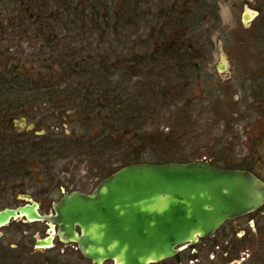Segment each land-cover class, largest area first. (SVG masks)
<instances>
[{
    "label": "rangeland",
    "instance_id": "obj_1",
    "mask_svg": "<svg viewBox=\"0 0 264 264\" xmlns=\"http://www.w3.org/2000/svg\"><path fill=\"white\" fill-rule=\"evenodd\" d=\"M42 1L45 7L43 10L48 11V16L55 12L52 14L55 16L52 19L49 16L50 19L45 23L44 32L42 30L44 24L37 22L34 24V21L23 20V28L7 27L6 34L0 38V77L11 78V80L5 81L2 86L0 82V100L2 102L11 103L15 113L23 112V107L28 106L30 118L26 119L39 122V124L41 122L45 127L49 125L48 123L53 124L54 128L59 125L64 126V128L58 127L60 129L58 135L61 136V139L66 136H78L81 141L83 138L86 143L89 141V137H92L90 135L94 134L92 127L86 126V124L82 125V121L76 114H64L65 118L56 119L47 117L55 108L52 110L51 104H46L48 100L43 103L41 99L43 95H47L46 93L51 95L50 92L54 91V96L62 99L54 100V104H61L67 109L74 106L73 102L78 101L75 100L77 98L72 99L73 97L86 96L85 93L89 91L77 90L79 85L86 84V87L87 85H98L97 89L107 90L109 87V92L116 94L120 100L127 101L128 108L123 110V114L127 120L126 128H124L128 129L129 148H138L139 144H145L155 132H167L172 128H177L175 121L178 119L180 113L178 106L182 101L179 100L180 102L177 104L161 106L157 99L152 97L151 89L141 92L142 85L137 81L147 72L144 71L142 75L138 74V77L131 76L128 64L124 62V60L132 58L135 50L138 53L145 51V46L141 45H147L148 41L144 39L150 36L151 31L157 25L158 20L155 17L158 7L155 6L158 5L159 0H143L138 8L145 11L146 17L142 22L138 21L140 23L135 21L136 23L130 27H124L122 24L113 26V20L106 23L102 19L91 18L87 11L82 14L80 5L90 6L91 0H65L66 3L71 4L68 10L64 7L62 0ZM83 1L85 2L82 3ZM233 1H236V4L230 5L229 3ZM233 1L217 0L220 22L214 26L209 35L212 42V59L200 73V85L196 86L195 82L192 83L186 96L191 97L190 128L180 131L181 139L174 142L175 146L172 150L161 151L156 148L146 150L141 154L143 157L138 162L161 165L167 162L182 163L204 160L225 165V162L222 161V151L223 147H227V145L230 148L231 157L236 159V163H239L238 160L248 154V149L251 147L248 148L249 140L245 137V132L249 137L259 133V130L258 132L254 131L252 127L254 124H250L256 113L255 110L247 108L252 105L248 94L252 92V86L257 83L256 76L264 74V67L261 65L264 64V44H261L262 38L258 41L255 40L258 36L255 34L254 24L242 36L240 35V31H242L241 13L252 11L255 7L243 8L238 0ZM58 4L64 6L59 8ZM75 4L79 6V9L76 10L77 14L75 15L73 12L68 14L67 11L72 10V6ZM23 8L24 6L16 3V0H0V16L18 17L16 20L20 22V17L24 14L17 13ZM34 10L38 12V6ZM32 13L37 17L35 12ZM94 20L98 22L96 26L92 24ZM28 32L35 33V35L28 36ZM249 32L251 33L248 35ZM140 40L141 44L138 43ZM204 43L205 38L202 37L200 44L204 45ZM219 47H221L227 62L225 71H219L215 66L217 63H221ZM146 49L150 50L151 47H146ZM55 63L60 65L59 68L53 65ZM75 63L78 65L76 66ZM262 67L263 69H261ZM141 79L146 82L147 79L153 78ZM2 80L5 79L2 78ZM32 95L41 97L35 100L26 98ZM95 96L97 98L110 97ZM239 99H242V103L237 105L239 113L235 116V100L237 103ZM104 101L110 102L111 100ZM40 106L44 108H40ZM43 117L48 121L45 122ZM29 122L26 121V124ZM95 123L97 124V122ZM64 130L68 133L67 135ZM225 131H227V135H225ZM254 148L260 150L256 154L257 156L263 154L264 145L257 143ZM62 154L63 152H61ZM72 156L73 153H67L64 158L56 160L51 169H48L53 174L58 172V177H55L56 181L62 183L73 179L72 181H75L76 184L95 173L94 170H91L93 173L89 172L90 164L84 162L78 164L77 160L73 161ZM73 165H77L75 171L71 169L74 168ZM60 169L63 171L61 172ZM35 175H29V179L22 182V187L12 188L11 182L0 185V207H14L20 204L22 201L18 200L17 192L25 187L27 188L26 192L35 195L34 199L41 202L43 207L48 205L49 197L43 192L40 194V191L47 188L48 181H45L44 175L40 173H37L38 176ZM237 224L238 226L242 225L241 222H237ZM258 226L263 228L264 220L258 219ZM248 229L247 232L241 226L237 227L236 235L239 238H243L248 233L254 235L252 240L247 241L245 252L248 255H259L264 261V237L257 236V226ZM231 234L233 233L230 230V225L227 224L215 234L214 239L229 238ZM215 251V253L210 252L208 254L210 258H203L201 263L217 264L218 260L215 257L221 256V253L216 248ZM205 255V252L202 253L203 257H206ZM212 255L215 256L213 259ZM246 263L250 264V261H246ZM229 264H236V262Z\"/></svg>",
    "mask_w": 264,
    "mask_h": 264
},
{
    "label": "flooded vegetation",
    "instance_id": "obj_2",
    "mask_svg": "<svg viewBox=\"0 0 264 264\" xmlns=\"http://www.w3.org/2000/svg\"><path fill=\"white\" fill-rule=\"evenodd\" d=\"M238 1L242 4L243 8L255 7V11L252 10L254 12L245 11L241 13L242 22L240 24L242 31H240V35L242 36V34L254 24L255 34L258 36H256L257 38L255 40L258 41L262 38L261 44H264V0ZM233 2L229 4H236V1ZM16 3L23 5V9L44 5L42 0H16ZM3 18L7 19L4 20ZM16 18L18 17L0 16V38L6 34L7 27H19L21 29L23 28V20L32 22L37 19L34 16L22 15V17H20L21 21L19 22ZM43 27L45 28L46 24H44ZM250 33L251 32H249L248 35ZM27 34L28 36L31 34L35 35V33L29 32ZM242 39L243 38H241V41H243ZM261 65L264 67L263 63ZM263 67L261 69H263ZM256 78L257 83H255V86H252L253 90L248 94L252 101V105L247 108L255 110V117L250 124L253 123L254 126L252 127L254 131L256 130L258 132L259 130V133L256 136L252 135L249 137L248 133L245 132V137L249 140L248 148H251L248 149L249 151L246 156L238 160L239 163L237 164H240L238 169L250 171L264 182V150H262L263 154L261 156H257L256 154L259 153L260 150L254 148L257 143L259 145H264V74H260L256 76ZM46 94L47 95L42 96L41 101L44 103L48 100L46 104H51L52 110L55 108L47 117L56 119L60 117L65 118L66 116L64 117V114H76L82 121V125L86 124V126L92 127L94 134L90 135L92 137H89V141L86 143L83 141V138L81 141V138L78 136H66L61 139V136L58 135L60 134V129L58 127L64 128V126L59 125L54 128L53 124L48 123L49 125L45 127L41 122L39 124V122L36 123L33 120L26 119L30 118L28 106L23 107V112L21 111L13 114V118H11L12 130L15 131L16 140L19 141L16 145L23 150H20L21 154H18L17 159L12 161V163L23 165L27 170H25L26 172L24 175L16 178L11 187H22V182L28 180L29 175H35L37 171L38 174L44 175L45 181H48L47 188L40 191V194L43 192V194L47 195L49 197V203L43 207L41 202L34 199L35 195H30L26 192L27 188L25 187L19 189L17 192V198L22 201V204L19 202L20 204L14 207L2 206L0 210L4 208L14 209L35 203L39 215L54 217L56 215L55 206L60 200L75 193L83 195L91 194L103 180L109 178L118 169L129 165V136L128 129H125L127 120L125 114H123V110L128 108L127 103L123 102L122 105L118 104L119 98L117 97L97 98L96 96L81 95L73 97L72 99L77 98L75 100L78 101L75 103L73 102L74 106L66 109V106L54 104V100H62L61 97L57 98L54 95L51 96L48 95V93ZM38 97L41 96L32 95L26 98L35 100ZM104 100L111 101L107 102ZM112 101L114 102L112 103ZM241 103L242 99L237 100V103L235 100V116L239 113V106L237 107V105ZM46 104L45 106H48ZM0 108H2L1 101ZM40 108L44 107L40 106ZM26 121L30 122L26 124ZM44 121L47 122L48 120ZM95 122H97V124ZM64 133H66V135L68 134L65 130ZM61 152H63L62 155ZM67 153H73V161L77 160L78 164L81 162L88 165L90 164L91 166L88 167L89 172L94 170L95 173L91 171V173H93L92 176L76 184L75 181H72L73 179H69L62 183L56 181L55 177H58V172L53 174L48 169H51L53 163L61 157L64 158ZM73 167L74 168L71 169L75 171L77 165H73ZM60 171L62 172L63 170L60 169ZM37 173L35 176H38ZM55 194L56 196H54ZM257 217L260 220H264V204L243 216L226 220L208 237L199 238L194 243L179 245L176 247L178 251L174 256L149 264H204L201 263V260L207 257L209 259L210 257L208 254L210 252L215 253V248L221 253L219 257H215L214 255L211 256L212 259L215 257L218 260L217 264H229L230 262L247 264L246 261H250L251 264V260L253 259L252 255H248L245 250H247V241L249 242L252 240L254 235L248 233L243 238H239L236 235V230L237 227L241 226L244 231L248 232V228L257 226V236L260 235L264 237V227L260 228L258 226ZM237 222H241L242 225L238 226ZM227 224L230 225V230L233 234H231L229 238L224 237L221 240L214 239L215 234ZM80 231V227L75 225L74 232L80 235ZM242 239H244V241L243 244L240 245V240ZM81 252L78 243L70 239L65 229L56 222L46 219L32 220L24 215H19L16 218L11 217L6 222L0 223V264H94L92 263V259L86 257ZM204 252L206 253V257L202 256ZM235 252L237 254L233 257L232 255ZM99 264H114V262L110 259H105Z\"/></svg>",
    "mask_w": 264,
    "mask_h": 264
},
{
    "label": "water",
    "instance_id": "obj_3",
    "mask_svg": "<svg viewBox=\"0 0 264 264\" xmlns=\"http://www.w3.org/2000/svg\"><path fill=\"white\" fill-rule=\"evenodd\" d=\"M220 50L225 71L227 62ZM264 204V182L242 169L207 161L129 164L89 195L72 194L55 206L54 217L37 205L0 210V223L24 215L60 224L86 257L99 264H149L174 256L181 244L212 235L226 220ZM80 227V235L74 226Z\"/></svg>",
    "mask_w": 264,
    "mask_h": 264
},
{
    "label": "trees",
    "instance_id": "obj_4",
    "mask_svg": "<svg viewBox=\"0 0 264 264\" xmlns=\"http://www.w3.org/2000/svg\"><path fill=\"white\" fill-rule=\"evenodd\" d=\"M62 1L65 6L58 4L59 8L64 6L68 10L71 4L66 3L65 0ZM141 3H143V0H91L90 6L80 5V9L82 8V14H85L86 11L89 12L91 18L102 19L106 23L113 20V26L122 24L124 27H130L136 23L135 21L140 23L138 21L141 20L142 22L146 17L145 11L138 8ZM216 3V0H159L158 5L155 6L158 7L155 17L158 20L157 25L151 31L150 36L144 39L148 41L147 45H141L145 46V51L138 53L135 50L132 58L124 60L125 64H128L131 76L138 77V74L142 75L144 71L147 72L145 76H140V80L137 81L142 85L141 92H147L148 89H151L152 97L155 100L157 99L161 106L177 104L180 102L179 100L182 101L178 106L180 108L178 119L175 121L177 130L172 128L167 132H155L145 144H139L140 147L138 148L130 147L129 164L139 163L138 161L143 157L141 154L146 150H153L154 148L161 151L172 150L175 146L174 142L181 139L182 134H180V131L190 128L191 97L186 96L192 83L195 82L196 86L200 85V73L204 69L203 67L209 64L212 59V42L209 35L214 26L220 22ZM147 6L150 7L149 4ZM38 9V12L34 8L22 9L17 14L34 16L37 18L34 24H36V21L45 24L50 17L52 19L55 16L52 15L54 12L49 17L48 11L43 10L45 9L44 5L38 6ZM78 9L79 6L75 4L72 6V10L67 12L68 14L73 12L76 15ZM32 12H35L37 17ZM97 23L96 20L92 22L95 26ZM44 29L42 27L43 32ZM202 37L205 38L204 45L200 44ZM138 43L141 44V40ZM146 47H151V49L148 50ZM75 64L78 65V63ZM53 65H56V68L60 66L56 63ZM52 69H54L53 66ZM146 77H152L153 79H147L148 81L144 82L141 78ZM2 78L5 80H2ZM14 79L16 78L14 77ZM8 80H11V78L0 77L1 86ZM97 88L98 85H87L86 87V84H81L77 87V90H89L85 93L86 96L117 97L116 94L109 92V87H107V90L103 89L104 91ZM155 88L156 90H154ZM53 92H50L51 96L54 95ZM0 101L2 103V108H0V185H2L6 182L13 183L16 178L25 174L27 168L12 163L17 159V155L21 154L20 150L23 149L16 145L19 141L16 140L15 131L12 130L11 118L15 114L12 104ZM123 102L126 103L127 101L119 98L118 104L122 105ZM225 135H227V131H225ZM222 152L224 154L221 153L223 156L222 161L225 162V165L210 163L234 170L240 167V164L236 163V159L231 157L228 145L223 147ZM243 241L244 239L240 240V245L243 244ZM236 254L235 252L232 256L235 257ZM251 255L253 258L251 264L264 262L259 255Z\"/></svg>",
    "mask_w": 264,
    "mask_h": 264
}]
</instances>
